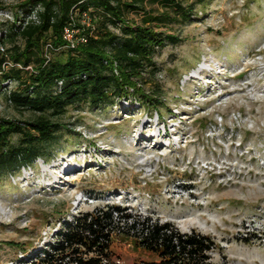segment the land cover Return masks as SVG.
<instances>
[{"label":"rangeland","instance_id":"obj_1","mask_svg":"<svg viewBox=\"0 0 264 264\" xmlns=\"http://www.w3.org/2000/svg\"><path fill=\"white\" fill-rule=\"evenodd\" d=\"M24 1L0 0L3 12L13 13ZM178 1L188 5L193 0ZM203 3L204 12L196 4L197 16L184 22L162 1L145 2V12L170 14L171 21L156 22L155 28L179 39L155 51L140 80L144 89L162 97L164 106L147 108L132 95L97 108L85 101L69 105L63 114L48 115L61 124L56 139L46 146L48 156L0 175V264H27L25 258L33 260L53 243L63 220L104 204L171 222L182 232L209 235L215 241L209 252L212 264H264V124L258 126L264 121V102L247 99L256 68L250 58L257 52L264 55V0ZM141 14L132 13L129 19L139 23ZM5 25L0 21V31ZM16 42L23 46L19 38ZM205 59L223 74L205 73L203 85L190 74ZM6 63V69L15 66ZM18 86L11 80L0 90V117L22 123L36 113L15 108L6 98ZM233 111L246 116H241L231 143L239 145L242 139L244 147L250 143L261 148L251 152L254 147H249L240 153L246 154L243 158L226 142L232 135L220 138L231 134L225 128L232 127ZM157 115L161 121L156 125ZM147 117L152 123L145 126ZM163 122L174 125L171 135L159 143L137 140L138 132L147 137ZM10 139L20 141L17 134ZM67 159L74 169L62 173ZM54 175L59 182L49 184ZM136 238L116 227L111 235L114 263L157 259Z\"/></svg>","mask_w":264,"mask_h":264},{"label":"trees","instance_id":"obj_2","mask_svg":"<svg viewBox=\"0 0 264 264\" xmlns=\"http://www.w3.org/2000/svg\"><path fill=\"white\" fill-rule=\"evenodd\" d=\"M147 1L156 0H25L19 4L25 12L38 4L42 10L38 22L24 27L11 23L3 28L0 46L10 47L0 50V90L3 81H15L18 88L9 91L6 98L13 107L30 110L36 116L22 123L0 117V175L48 156L46 146L61 128L51 116L63 114L69 105L85 101L97 108L130 95L147 108L165 105L162 97L144 89L140 80L155 51L179 39L155 28L156 22L165 24L172 18L170 14L164 17L145 12ZM160 1L184 22L197 16L193 11L196 4L201 3L202 13L205 10V0H193L188 5L178 0ZM3 4L0 2V8ZM140 12L143 19L139 23L129 19L130 14ZM84 13L90 19L89 26L82 23ZM69 24L81 30L85 42L67 46L63 28ZM17 38L23 46L17 44ZM48 42L52 57L46 60ZM37 53L40 57L34 60ZM8 61L15 66L6 69ZM28 66H32L30 71L25 69ZM14 134L19 136V143L11 141ZM126 210L104 204L63 220L53 243L41 248L27 264H117L111 251L116 227L132 233L143 249L157 257L138 264H212L209 252L215 241L209 235L196 230L182 232L171 222Z\"/></svg>","mask_w":264,"mask_h":264},{"label":"built area","instance_id":"obj_3","mask_svg":"<svg viewBox=\"0 0 264 264\" xmlns=\"http://www.w3.org/2000/svg\"><path fill=\"white\" fill-rule=\"evenodd\" d=\"M30 9L27 12H25L23 9H19L18 12L15 14L11 10H5L3 12V9L0 8V18H1L0 21H4L6 24L13 23L16 26L20 25L22 27L26 26L27 24L31 23L32 21L38 22L39 21L38 12H40L42 10L41 5L38 4V5L30 8ZM1 12H3V13H1ZM83 15H84V18L82 20V23L87 25V26H89L90 19H89L88 15L85 14V13ZM3 28L0 31V35L2 34L3 31H5V29H3ZM63 30H64L63 31V38L66 40L67 46L76 47L79 42H85L86 41V38L81 33V30L79 28L78 29L75 28V26L73 24H69V25L65 26L63 28ZM50 48H52L51 44L49 42L46 43L45 44V53H44V56H45L46 60H48V58H49V56L51 54L50 51H48ZM4 49H5V47L0 46V50H4ZM257 53L253 54V56H251V58H250L254 63H256V68L251 70L252 71L251 75L254 77L255 80L253 82H250V83L247 84V86L250 88L249 95H248L247 99H249L250 101L256 102V103H263L264 102V78H263V81H261V82H258V80L260 78H262L263 75H264V55L261 54V53H258V54ZM245 61H247V60L245 59ZM4 66L6 67V65H4ZM217 68L220 70L219 67H217ZM219 72H220V74H223L221 72V70ZM205 73H207V72L204 71L203 74H205ZM0 75H1V72H0ZM225 78H227L226 75H225ZM9 81H3V83H1V86L5 87V85L8 84ZM216 82H219L218 79H216ZM245 89L246 88H242V91H245ZM222 95L223 94H221V96ZM241 116H246V115H242L239 111H233L232 112V117L230 118V122H231L230 126H232V127L231 128H228V127L225 128V130L230 132L231 134L221 135L220 136L221 139H225L229 135H232V138L227 139L226 142L231 143L232 141L237 139V137H236V133L237 132L236 131L239 128V125H240V122H241V119H242ZM250 121H251V127L250 128H254L256 126L255 125V121H253L252 119ZM172 123H175V121H172ZM170 124H171V122L168 123L167 125L166 124L165 125L168 127V126H170ZM263 124H264V121H259L258 122V126H263ZM250 131L253 132L252 130H250ZM244 140H243V142H244ZM237 141L240 142L239 145H236V144L233 145L231 143L230 147L236 148L237 152L239 154L237 155V154L230 153V154H227L228 156L233 155V157H234L235 155H237L238 157L243 158V157L246 156V154L245 155H241L240 153L243 152L244 150L248 149L249 147L252 148V146H253L254 148H256V149L252 148L250 150L251 152H253L254 150H257V149L258 150L261 149L259 146L254 145V144H250V143H247V145L244 147V145L242 143V139L237 140ZM261 143L263 144L264 140H262ZM263 146H264V144H263ZM220 147L221 146H219V148ZM204 164L205 165L209 164V162L207 160H205ZM25 260L30 262L29 259H27V258H25Z\"/></svg>","mask_w":264,"mask_h":264},{"label":"bare ground","instance_id":"obj_4","mask_svg":"<svg viewBox=\"0 0 264 264\" xmlns=\"http://www.w3.org/2000/svg\"><path fill=\"white\" fill-rule=\"evenodd\" d=\"M205 62H203V63H201V65L197 68V69H194L193 71H192V73L190 74V77L191 78H196V79H198V80H200V81H203L202 82V84L204 85V71L205 72H207V73H209V72H211V71H213L214 72V74H216V75H219L220 74V70L217 68V67H215V64L216 63H214V61H210V62H208L206 59L204 60ZM217 64H219L218 62H217ZM216 68V69H215ZM212 73V72H211ZM263 78H264V75H263V77L262 78H260L259 80H258V82H261V81H263ZM212 86V84H211V82H210V87ZM218 91V90H217ZM217 93V92H216ZM160 115H157V117H156V125H157V123L158 122H160L161 121V119H160ZM152 123V119L151 118H148L147 117V121L145 122V126L146 125H150V124ZM168 123H170V122H168ZM155 125V126H156ZM153 128V129H155V127L154 126H150V128ZM174 128V125L172 124V126L170 125V126H166L165 125V123L163 122V124H162V127H160L159 129H158V131H154L153 133L154 134H151V135H147V137H145V136H143L142 135V132H138V136H137V140L138 141H142V140H145V139H155V142L157 141L158 143L161 141V138H163L164 136H165V134H167V135H171L170 133H172V129ZM157 133L159 134L158 136H157ZM157 136V137H156ZM163 136V137H162ZM156 142V143H157ZM167 142H170V141H167ZM254 149H256V148H254ZM259 151V150H258ZM64 157V156H63ZM63 157H61V158H63ZM60 163V162H59ZM72 162H71V159H67L66 161H65V164H63L64 165V167H62L64 170L62 171V173H69V172H71V170H73L74 169V166L71 164ZM55 177L54 178H52V181L50 182L49 181V184H52V182L53 183H57V182H59V180L58 179H60V177L58 176V177H56V175H54Z\"/></svg>","mask_w":264,"mask_h":264}]
</instances>
